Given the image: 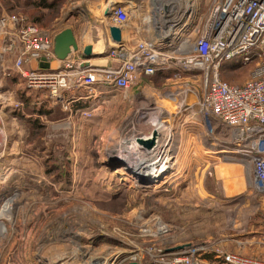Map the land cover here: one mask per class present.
I'll return each mask as SVG.
<instances>
[{
  "label": "rangeland",
  "instance_id": "obj_1",
  "mask_svg": "<svg viewBox=\"0 0 264 264\" xmlns=\"http://www.w3.org/2000/svg\"><path fill=\"white\" fill-rule=\"evenodd\" d=\"M147 2L141 0L143 7L137 11L141 29H134L129 39L151 33L146 17L155 14L147 12ZM45 4L0 0V18L17 15L50 34L73 25L80 43L99 44L103 52L115 45L106 43L104 34L114 24L105 15L109 0ZM87 28L90 33L85 34ZM5 31L0 28V116L8 128L0 136V145L6 147L0 146V209L15 191L21 195L14 224L0 220L5 228L0 234V264H50L76 251L107 258L95 264H174L182 255L207 264L206 253L223 259L236 251L231 246L242 228L264 230V195L254 190L251 163L217 150L206 138L205 127L202 138L192 119L200 117V73H185L171 83L155 74L143 82L141 88L155 90L165 111L148 109L138 128L164 129L167 137L152 165L161 162L162 170L169 169L161 178L141 179L132 171L133 161L128 166L116 163L121 149L115 151L128 113L139 105L135 95L141 88L125 92L98 83L92 93L82 87L57 103L16 70L18 49L9 44ZM90 62L93 65L85 69L93 72L121 64L111 54ZM239 65L223 67L221 77L245 82L251 66Z\"/></svg>",
  "mask_w": 264,
  "mask_h": 264
},
{
  "label": "built area",
  "instance_id": "obj_2",
  "mask_svg": "<svg viewBox=\"0 0 264 264\" xmlns=\"http://www.w3.org/2000/svg\"><path fill=\"white\" fill-rule=\"evenodd\" d=\"M115 2L111 4L114 24L123 30L141 29L137 13L143 7L141 0H130L118 8L114 7ZM146 6L149 14L156 16L160 12L165 20L155 22L154 27L149 24L148 37L115 45L111 56L121 61L118 67L94 72L80 66L75 51L66 59L57 58L54 34L35 23L5 14L0 18V28L6 30L9 44L18 49L16 70L29 79L31 87L47 90L57 103H64L67 93L73 94L82 87L92 93L98 83L127 92L141 88L144 78L158 72H174L166 78L168 83L183 78L185 73H200L204 89L196 113L205 127L206 138L217 150L251 163L254 190L264 195V0H148ZM178 26L179 34L166 43V32ZM166 45L168 50L161 49ZM45 61L50 62V68L40 66ZM54 62L61 66H53ZM228 63L240 64L239 68L251 66L250 78L241 84L222 79L221 70ZM145 89L143 86L135 95L139 105L128 113L126 126L120 130L121 148L130 127L140 125L139 120L154 107L143 105L148 102L147 94L154 95L155 91ZM153 130L142 128L146 132ZM223 259L229 264H264V259L238 253H226ZM174 264L201 263L190 255H182Z\"/></svg>",
  "mask_w": 264,
  "mask_h": 264
},
{
  "label": "water",
  "instance_id": "obj_3",
  "mask_svg": "<svg viewBox=\"0 0 264 264\" xmlns=\"http://www.w3.org/2000/svg\"><path fill=\"white\" fill-rule=\"evenodd\" d=\"M134 2H139V0H132ZM126 5L125 1H116L114 4L115 8ZM114 8H110L106 11V16L111 18L113 16ZM110 36L115 45H122L124 43L123 32L124 30L115 24H111L108 26ZM112 46L110 51H94V47L92 44H87L82 49V56L84 58H94L99 56L110 55L111 51L115 47ZM175 48V45L172 46ZM80 44L76 38L74 30L72 28H66L59 32L54 37V53L57 58L63 60L66 59L73 51H79ZM40 66L44 69L50 68V62H41ZM84 68V67H83ZM119 142L115 140V151L119 149ZM126 147L121 148V153H126L131 156L132 161L134 162V166L132 171L137 174L138 178L144 179L148 178H161L165 175L169 169V165L165 169H160L159 165H152L154 163V156L160 153L161 147V136L157 129H154L152 132L142 131L141 134L137 135L135 138L131 140L124 141ZM112 146V145H111ZM109 153V151H108ZM109 159H112V156H109ZM131 170V169H130ZM127 264H139L137 261H130Z\"/></svg>",
  "mask_w": 264,
  "mask_h": 264
},
{
  "label": "bare ground",
  "instance_id": "obj_4",
  "mask_svg": "<svg viewBox=\"0 0 264 264\" xmlns=\"http://www.w3.org/2000/svg\"><path fill=\"white\" fill-rule=\"evenodd\" d=\"M114 1L115 0L110 1L109 4H112V2H114ZM135 3H137V2H135ZM110 8H111V5H109V8H107V10L110 9ZM147 19H148V23L149 24H152V27H154V25H155L154 23L155 22H160V21H164L165 20V19H162L161 18L160 12H158V14L156 16L155 15L154 16L149 15V17ZM182 21H183V19H182ZM180 31H181V27H179V26L176 27L175 29H171V30L167 31L166 32V43L167 42L169 43V41H171L173 38H175L179 34ZM162 39H164V38H162ZM146 97H147V101H148L147 104H146L147 106L150 105L151 107H153L155 105L154 107L155 108H158V110H161V112H164L165 111L164 108H162V107L159 106L158 103H160V102L157 101L158 98H156L153 94L148 93ZM152 102H154V103H152ZM143 124L144 123H142L141 125H143ZM138 126L137 125H132L130 127V129L128 130V132L126 134L127 140H131L132 138H135L137 135L141 134L142 130L140 128H138ZM157 129L161 133V142H164L165 139H166V137H167L166 132H164V129H163V131H161L162 130L161 127H160V129H159V127ZM3 130H5L7 132L8 131V128L5 125L4 120H2L1 119V116H0V136H1V132ZM0 146H3V148L6 149L5 145H0ZM121 146H122V144L119 145V148H118L119 150L121 149ZM123 147H126L125 142H123ZM14 151H15V149H14ZM117 158H118L117 159L118 161L116 163H120L122 165L130 164L131 161H132L131 156H129L126 153H121L120 152V154L118 155ZM159 164H160L159 165V168L162 169L163 166H161V162H159ZM20 195L21 194H20L19 191H15L12 194V196L7 200V202L2 206V208L0 209V220H3V219L4 220H9L12 225L14 224V221L12 220V215L14 214V212H16L15 209L18 206L17 204L19 202ZM11 224L8 227H11L12 226ZM159 224H161V223L159 222ZM4 231H5L4 225L0 224V234H3ZM93 252L92 251L91 252L90 251L89 252H85V251H83V252L82 251L70 252V253L64 254L62 256H59L56 260L53 259L54 261H52V262L50 261V264L51 263H53V264H59V263H61V264H70V263H73V261H76L78 259L81 260V264H83V263L84 264H88L90 261L92 262L90 264H93V263L94 264L95 263H105L106 262V260H107L106 257H101L100 255H96Z\"/></svg>",
  "mask_w": 264,
  "mask_h": 264
},
{
  "label": "crops",
  "instance_id": "obj_5",
  "mask_svg": "<svg viewBox=\"0 0 264 264\" xmlns=\"http://www.w3.org/2000/svg\"><path fill=\"white\" fill-rule=\"evenodd\" d=\"M110 1H113V0H109V3H110ZM115 1H125L126 3L130 2V0H115ZM112 4H113V2H112ZM66 28H72L74 30L76 38L79 42L78 31L73 25H68L65 28L58 30L57 32L54 33V37L59 32H61L62 30L66 29ZM134 29H136V28L133 27V28H125L124 29V32H123L124 41H126L127 39L130 38L131 35H133L132 33H133ZM103 32H105V29H103ZM135 32L136 33L138 32L142 36L144 35L141 32H139L138 30H135ZM84 33L85 34L90 33L88 31V28L84 30ZM104 34L106 35V38H107L106 43H109V41H110L113 44H115L111 39L110 32H107ZM150 34H151L150 32H149V34L146 33V35H150ZM135 35H137V34H135ZM79 44H80V50L75 51V52H77V55L79 56L80 66L84 67V68L87 67V65H93V63H91L90 61L92 59L96 58V57L84 58L82 56V49L85 45L92 44L94 47V51H103L104 50L103 47L98 48L99 44L88 43L85 41H83L81 43L79 42ZM54 64H55V62H54ZM47 94H48V92H47ZM67 94H71V93H67ZM73 94H75V93H73ZM80 98H82V97L78 96L76 99H80ZM192 119H193V121H196V127L199 128L198 132H199V134H201V137L204 138V125H203V122L201 120V117H194ZM116 140H118V137ZM236 235H237L236 245L231 246L236 251H230V252L264 259V230H251V229L248 230V227H247V228H242L241 230H239V232L236 233ZM204 260L207 262V264L208 263L209 264H229V263L225 262L224 259L220 258L219 255L213 256V253L204 254Z\"/></svg>",
  "mask_w": 264,
  "mask_h": 264
},
{
  "label": "trees",
  "instance_id": "obj_6",
  "mask_svg": "<svg viewBox=\"0 0 264 264\" xmlns=\"http://www.w3.org/2000/svg\"><path fill=\"white\" fill-rule=\"evenodd\" d=\"M46 3V0H44V5H46L45 4ZM48 6H49V4H47ZM225 69H232V67H230L229 66V63L228 64H226L225 66H224V68H223V70H225ZM173 71H171V70H166V71H163V72H158L157 74H161L162 76H164L165 78H168V77H170V76H172L173 75ZM153 76V75H152ZM147 78V77H146ZM146 78H144V81H145V79ZM222 79H224L223 77H222ZM225 80V79H224ZM84 107L85 105L84 104H81V107ZM264 220V219H263Z\"/></svg>",
  "mask_w": 264,
  "mask_h": 264
}]
</instances>
